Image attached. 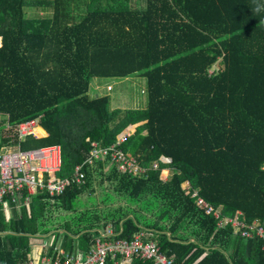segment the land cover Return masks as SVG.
<instances>
[{
  "label": "trees",
  "instance_id": "1",
  "mask_svg": "<svg viewBox=\"0 0 264 264\" xmlns=\"http://www.w3.org/2000/svg\"><path fill=\"white\" fill-rule=\"evenodd\" d=\"M140 1L0 0V151L58 146L64 178L94 142L112 145L137 126L121 148L160 162L145 178L112 167L107 180L131 205L111 212L78 210L109 161L60 196H31L29 209L12 202L8 216L0 204V264L28 262L31 241L49 234L84 253L111 224L130 240L146 232L176 264H264L255 231L219 228L191 197L198 190L223 214L264 228V0ZM132 77L146 81L144 110H114L110 97L91 94L98 80ZM34 120L40 138L19 142L17 127Z\"/></svg>",
  "mask_w": 264,
  "mask_h": 264
},
{
  "label": "built area",
  "instance_id": "2",
  "mask_svg": "<svg viewBox=\"0 0 264 264\" xmlns=\"http://www.w3.org/2000/svg\"><path fill=\"white\" fill-rule=\"evenodd\" d=\"M1 47L2 38L0 37ZM37 127H39L38 120L19 125L16 130L19 142L31 135L40 138L34 134ZM126 136L120 137L117 143L109 146L94 142L88 157L76 164L72 174L64 178L57 176L61 166L58 146L27 151L21 150L19 144L2 147L0 151V204L2 209L10 216L12 202L18 204V209L25 205L29 209L31 196L41 191H47L50 197H55L62 195L69 187H79L85 182L84 169L88 167L89 170H93L101 161H109V165L117 167L121 174L137 178H145L150 172L158 171L160 162L141 163L134 155L121 148V143ZM170 175L169 167H165L161 170L160 179L166 182ZM186 185L185 189L190 190L191 184L188 182ZM25 191L28 197H24L23 203H19ZM191 197L206 215L217 220L219 228L231 225L236 233L241 232L246 237H253L252 231H255L264 241V228L257 223L249 225L244 217L240 219L239 216L240 214L242 216V213L234 217L223 214L221 208H216L206 201L195 189L191 192ZM123 231L118 232L113 225L96 230L97 235L94 237L93 244L87 251H83L84 253L78 249L72 253L66 252L62 246V240L54 246L55 236L53 234L41 236L36 238L41 239V252L38 259H31L22 264H107L109 260L116 261V264H132L135 257L151 264H176L173 257L163 253L157 242L152 240L146 232L141 231L130 240L122 238ZM262 249L264 250V246Z\"/></svg>",
  "mask_w": 264,
  "mask_h": 264
},
{
  "label": "rangeland",
  "instance_id": "3",
  "mask_svg": "<svg viewBox=\"0 0 264 264\" xmlns=\"http://www.w3.org/2000/svg\"><path fill=\"white\" fill-rule=\"evenodd\" d=\"M142 3L144 4L143 0L141 4ZM143 7H145V5ZM36 14L42 15V12L37 9H31V11H29L28 13L29 17H35ZM96 84H98L100 87V89H97V92L100 93L101 96H106L111 98L112 101L111 106L114 110H121V111L144 110L148 105V97L145 94L147 85H146V81L143 79H134V77H132V79H128L124 81L98 80ZM109 87H112V91L111 88ZM136 128L137 126H132L126 129L120 135V137L128 135L130 131H132L130 133H133L136 130ZM96 167H94V169H96ZM111 167H112L111 165H107V170L105 171L106 173L104 175H102V173L100 172L95 174L93 180V186H91V189H93L94 192L87 191L86 193L82 194L81 198L78 201L80 205L78 210H89V211L97 210L103 212L105 211L111 212L119 209L122 206L127 207L131 205L130 202L125 200L126 198H123V195H120L115 191V186L110 182H108L107 173H109L112 170ZM185 186L187 185L185 184ZM108 192H110L113 196L116 197L117 199L116 202L106 203L105 201V199L107 198L106 193ZM89 196L91 198H89ZM135 207L136 206H134L133 209ZM143 214L147 215L148 218L154 217L153 216L154 211H147L146 213ZM36 240H34L31 245L40 247L41 239L37 241Z\"/></svg>",
  "mask_w": 264,
  "mask_h": 264
},
{
  "label": "crops",
  "instance_id": "4",
  "mask_svg": "<svg viewBox=\"0 0 264 264\" xmlns=\"http://www.w3.org/2000/svg\"><path fill=\"white\" fill-rule=\"evenodd\" d=\"M96 83H97V82H96ZM109 88H112V87H109ZM97 89H100V87H99L98 84H95L94 91H93V93H91V94H93V95H96V94L100 95V93L97 92ZM41 129H42V130L44 131V133L46 134L45 137H47V136H48V133H47L43 128H41ZM129 133H130V132H129ZM128 135H129V134H128ZM34 240H36V239H33V240L31 241V244L33 243ZM36 241H37V240H36ZM31 246H32V252H31V255H30V260H31V259H35V260H37L39 254H40V252H41V249H40V247H37V246H35V245H31Z\"/></svg>",
  "mask_w": 264,
  "mask_h": 264
},
{
  "label": "bare ground",
  "instance_id": "5",
  "mask_svg": "<svg viewBox=\"0 0 264 264\" xmlns=\"http://www.w3.org/2000/svg\"><path fill=\"white\" fill-rule=\"evenodd\" d=\"M36 130V129H35ZM35 132V131H34Z\"/></svg>",
  "mask_w": 264,
  "mask_h": 264
},
{
  "label": "clouds",
  "instance_id": "6",
  "mask_svg": "<svg viewBox=\"0 0 264 264\" xmlns=\"http://www.w3.org/2000/svg\"><path fill=\"white\" fill-rule=\"evenodd\" d=\"M111 169H112V167H111Z\"/></svg>",
  "mask_w": 264,
  "mask_h": 264
}]
</instances>
